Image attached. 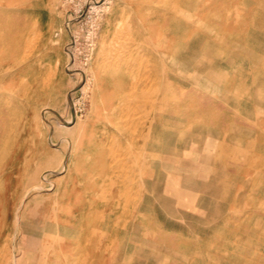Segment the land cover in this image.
<instances>
[{
  "label": "rangeland",
  "instance_id": "374dc122",
  "mask_svg": "<svg viewBox=\"0 0 264 264\" xmlns=\"http://www.w3.org/2000/svg\"><path fill=\"white\" fill-rule=\"evenodd\" d=\"M0 264H264V0H0Z\"/></svg>",
  "mask_w": 264,
  "mask_h": 264
},
{
  "label": "bare ground",
  "instance_id": "6f19581e",
  "mask_svg": "<svg viewBox=\"0 0 264 264\" xmlns=\"http://www.w3.org/2000/svg\"><path fill=\"white\" fill-rule=\"evenodd\" d=\"M112 56V55H111ZM111 58H114V57H111ZM116 59V58H115ZM115 59L113 60V61H115ZM3 60V59H2ZM110 60V59H109ZM111 61V60H110ZM127 61H128V63L127 64H129V65H127L128 67L130 66V68L131 69H134L135 67H137V65H138V67H139V65H140V62H139V60H137L136 58H131V57H129V58H127ZM211 61V60H210ZM210 63V62H209ZM118 66H120L119 64H118ZM128 69V68H127ZM130 69V70H131ZM140 74H142V72L140 73ZM145 74V73H144ZM212 74H213V72L212 71H209V75H211L212 76ZM217 76V75H216ZM134 81V80H133ZM139 80H137V82H138ZM149 81V80H148ZM135 82V81H134ZM133 82V83H134ZM198 82V81H197ZM135 84H138V83H135ZM135 86V85H134ZM134 86H132L133 88H134ZM135 87H137V85L135 86ZM132 91H135V90H132ZM136 93V92H135ZM146 95V94H145ZM129 100H130V98H129ZM135 100V99H134ZM130 104H131V106H132V103H131V100H130V102H129ZM138 103H140V102H138ZM156 103H157V101H156ZM145 105V104H144ZM151 105H152V103H151ZM150 105V106H151ZM130 106V105H129ZM139 106V105H138ZM141 106V105H140ZM139 106V107H140ZM153 106H154V104H153ZM140 109V108H139ZM138 109V110H139ZM140 110H142V109H140ZM150 110V109H149ZM143 111V110H142ZM152 111V110H151ZM145 112V110L143 111V113ZM150 112V111H149ZM178 124V123H177ZM125 182V181H124ZM127 182V181H126ZM125 185H126V183H125ZM130 185V184H129ZM130 187V186H129ZM126 188H127V186H126ZM128 189V188H127ZM129 190H130V188H129ZM126 191V190H125ZM131 191V190H130ZM132 197V196H131ZM130 198V197H129ZM128 198V199H129ZM233 220V219H232ZM51 232V231H50ZM53 233V232H52ZM50 237V236H49Z\"/></svg>",
  "mask_w": 264,
  "mask_h": 264
}]
</instances>
